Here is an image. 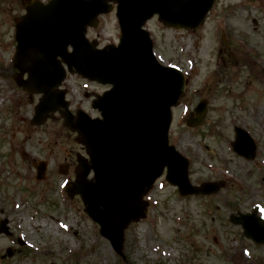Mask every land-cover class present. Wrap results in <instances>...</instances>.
Returning a JSON list of instances; mask_svg holds the SVG:
<instances>
[{
	"label": "rangeland",
	"instance_id": "1",
	"mask_svg": "<svg viewBox=\"0 0 264 264\" xmlns=\"http://www.w3.org/2000/svg\"><path fill=\"white\" fill-rule=\"evenodd\" d=\"M24 15L22 0H0V227L6 226L0 228V264H264V246L243 237L242 228L233 223L240 219L237 212L251 213L256 204L264 207V131L259 130L264 124V74L249 76V67L259 69L246 63L253 58L264 67V0H217L196 31H174L157 18L148 22L157 59L188 78L190 92L173 111L170 142L190 160L192 183L223 181L225 187L213 196L181 198L160 179L147 196L146 217L125 232L126 262L101 236L80 197L65 191L67 180H62L58 166L71 167L74 180L77 155L86 156L77 135L59 114L40 127L30 122L40 96L16 85L12 66L14 27ZM223 31L236 59H241L231 70L224 52L223 67L215 66ZM87 36L100 47L116 44L120 32L115 15L105 16ZM68 78L73 113L84 110L96 117L90 97L101 94L103 87ZM201 79L208 84L196 95ZM251 95L262 102L253 104ZM202 99L209 101L206 121L199 129L189 128V115ZM239 101L245 102L244 110ZM235 126L258 139L260 156L253 161L232 152ZM28 155L49 162L44 180H36ZM21 204L25 208H19ZM24 249L34 252L25 254ZM162 250L170 260L157 255Z\"/></svg>",
	"mask_w": 264,
	"mask_h": 264
},
{
	"label": "water",
	"instance_id": "2",
	"mask_svg": "<svg viewBox=\"0 0 264 264\" xmlns=\"http://www.w3.org/2000/svg\"><path fill=\"white\" fill-rule=\"evenodd\" d=\"M82 1V0H81ZM118 1L123 37L118 48L96 51L87 46L82 54L69 59L84 77L114 88L94 103V108L102 112L103 120H91L79 115L76 122L69 112L63 113L66 125L78 132L87 147L91 164L79 157V168L75 183L68 188L72 196L80 195L86 205V212L101 226V234L107 238L115 251L122 254L124 231L132 221L139 220L145 213L143 196L168 168V181L179 186L181 194H211L217 192L216 184H205L193 188L188 180V161L169 146L168 133L172 120L171 108L177 105L184 92V77L175 70L160 66L152 53L148 34L141 30L146 19L159 13L161 20L176 28H196L204 20L214 0H74V9L69 24L79 27L95 24L97 15L107 12L106 2ZM45 8H27L31 29L38 24L33 20ZM63 24H55L47 40L57 48L72 42V36ZM82 35V32H81ZM44 43L40 33L33 31L22 41L18 68L31 62L29 70L35 73L37 65L46 62L39 57ZM50 57V56H49ZM74 57L76 59H74ZM35 73V74H34ZM29 90L37 91L33 81L25 84ZM46 94L44 89L43 91ZM49 97V92L45 98ZM63 93L53 100H43L39 107L36 124H42L47 110L67 104ZM197 119L192 126L201 125L206 114V103L196 109ZM252 140L238 131L234 148L240 155H250ZM93 172L94 178L88 180ZM242 223V218L237 221ZM264 224V223H263ZM246 235L260 243L257 231L263 228L256 218L244 224Z\"/></svg>",
	"mask_w": 264,
	"mask_h": 264
}]
</instances>
